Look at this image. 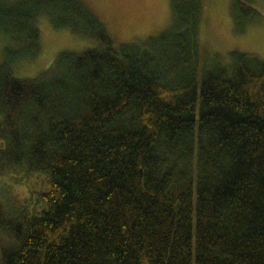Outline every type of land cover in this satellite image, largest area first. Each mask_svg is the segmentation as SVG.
Here are the masks:
<instances>
[{"label":"trees","instance_id":"1","mask_svg":"<svg viewBox=\"0 0 264 264\" xmlns=\"http://www.w3.org/2000/svg\"><path fill=\"white\" fill-rule=\"evenodd\" d=\"M170 5L116 48L83 0H0V264H264V58L201 67L203 0ZM41 15L89 45L20 75Z\"/></svg>","mask_w":264,"mask_h":264},{"label":"rangeland","instance_id":"2","mask_svg":"<svg viewBox=\"0 0 264 264\" xmlns=\"http://www.w3.org/2000/svg\"><path fill=\"white\" fill-rule=\"evenodd\" d=\"M83 1L106 25L116 48L121 44L138 47L156 44L157 37L173 26L170 0ZM240 1L253 10L238 8V0H203L198 31L201 67L210 65L212 60L230 65L233 50L264 58V0ZM38 20L41 48L34 59L16 66V73L20 75L37 74L60 50H80L89 45L69 29L55 28L43 15ZM6 48L17 51L19 45L9 32L0 28V60ZM16 188L27 196V187L15 186L14 192Z\"/></svg>","mask_w":264,"mask_h":264}]
</instances>
